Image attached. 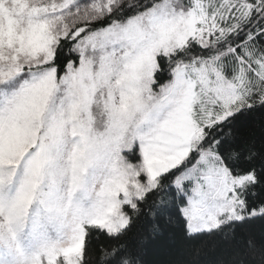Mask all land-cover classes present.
Instances as JSON below:
<instances>
[{
    "label": "snow or ice",
    "instance_id": "snow-or-ice-1",
    "mask_svg": "<svg viewBox=\"0 0 264 264\" xmlns=\"http://www.w3.org/2000/svg\"><path fill=\"white\" fill-rule=\"evenodd\" d=\"M150 243L264 264V0H0V264Z\"/></svg>",
    "mask_w": 264,
    "mask_h": 264
},
{
    "label": "trees",
    "instance_id": "trees-1",
    "mask_svg": "<svg viewBox=\"0 0 264 264\" xmlns=\"http://www.w3.org/2000/svg\"><path fill=\"white\" fill-rule=\"evenodd\" d=\"M164 228L166 229L167 235H174L175 229L178 227L176 225L169 226L165 221L161 222ZM171 251V249L165 247L164 245L158 243V244H149L146 249V255L145 259L149 261V264H151L152 261L156 260H164L168 258V252Z\"/></svg>",
    "mask_w": 264,
    "mask_h": 264
}]
</instances>
